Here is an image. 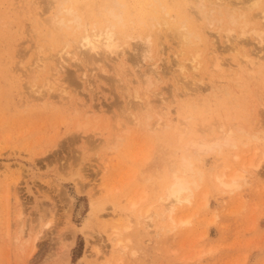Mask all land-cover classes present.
<instances>
[{"label": "rangeland", "instance_id": "rangeland-1", "mask_svg": "<svg viewBox=\"0 0 264 264\" xmlns=\"http://www.w3.org/2000/svg\"><path fill=\"white\" fill-rule=\"evenodd\" d=\"M44 5L0 0V264H264V43L256 24L214 9L203 24L213 47L200 42L186 55L167 38L151 58L138 60L128 47L118 60L85 62L74 47L58 53L66 43L43 33L35 17L42 20ZM241 48L253 51L254 65ZM216 53L224 66H214ZM192 55L198 61L183 62ZM62 59L66 95L47 88ZM228 135L235 144L222 143ZM193 137L221 145L198 153L188 146ZM183 157L199 186L170 218L160 197ZM252 159L262 161L259 173ZM236 170L245 174L240 186L218 182Z\"/></svg>", "mask_w": 264, "mask_h": 264}, {"label": "bare ground", "instance_id": "bare-ground-1", "mask_svg": "<svg viewBox=\"0 0 264 264\" xmlns=\"http://www.w3.org/2000/svg\"><path fill=\"white\" fill-rule=\"evenodd\" d=\"M43 2L45 5L42 9V20L35 17L43 33L54 34L53 41H64L66 43V46L60 48L58 53H71V51H66L65 48L67 46L74 47L72 52L74 58L77 60L83 58L85 62L95 61L97 55H101L102 57L115 55L118 60L120 59L119 57H123L121 55L126 53L128 47L135 48L138 52H141L138 60L142 56L144 58L150 56L151 58L150 54L156 46L160 49L159 45L164 43L161 40L167 38L170 41H177L184 53L186 51L189 52L191 46H196L195 48L198 49L197 47L200 46V42L205 48L213 47L212 43L210 45L208 35L203 32V24L209 21V15L212 14V10L214 9H218L220 13L228 12L233 23H238L241 20L246 23L253 21L256 24L253 30L257 32L260 42L264 43V0H43ZM46 12L48 15H45ZM216 20L217 18L215 17L211 19V22ZM246 33L244 32L243 35ZM157 40H160V42ZM158 49L156 48V50ZM238 51H242L246 62L248 61L251 65L255 64L256 58L252 55L254 54L252 53L253 51L248 53V50L243 48ZM211 52L214 56L216 50L214 49ZM217 54L213 57V64L215 67H222L224 66V62L221 61L222 57ZM78 55L82 57L79 56V59ZM184 60L198 61V57L197 55H192L190 58H184L183 62ZM63 61L62 59L59 65L54 67V72L51 75L52 79L49 80L47 88L57 87L60 94L66 95L68 93L65 87L67 78L60 77L64 68ZM136 63L137 65L139 64V62ZM153 64H151V68ZM178 65L181 66H179L180 68L178 67L180 72L186 69L185 64L179 63ZM192 66L197 67V63L192 64ZM154 68L155 64L152 69ZM144 75L146 77L144 83L149 88L153 81L147 74ZM163 123L164 119L162 118L158 124L161 125ZM234 139L231 135H228L222 143L235 144ZM219 145H221L220 140H209L205 137H193L188 142V146L195 149L198 153L214 149ZM250 167H253L259 173L262 161L259 160L256 163L252 159ZM192 171L193 161L187 157H183L181 168L173 171L171 174L172 181L166 186L165 196L160 197V206L161 208L162 206L164 207L163 215L168 210L170 218H173L172 213L176 211L177 204L191 201L195 188L199 186V181L189 176ZM12 174L11 166H4L2 176L7 179ZM244 175L241 170H236L230 176L224 172L217 175V178L222 186L233 189L240 186L239 179ZM191 177L193 176L191 175ZM137 203L138 201H133L131 202V206L134 208ZM203 203L205 205L208 204L207 196ZM112 211L115 212V215H125L128 212L127 214L129 215L127 216L130 218V212L127 209H116L114 207ZM151 216L150 210L146 211V219ZM184 220L188 222L189 218L187 217ZM52 223L53 221L47 222V225H51ZM125 228L127 227L125 226ZM119 232V228L115 226L113 239H117V244L120 246L122 245V239L118 238ZM36 241L38 239L31 243L33 251L38 248ZM102 253L101 249H96L95 254L98 258L100 255H103Z\"/></svg>", "mask_w": 264, "mask_h": 264}]
</instances>
